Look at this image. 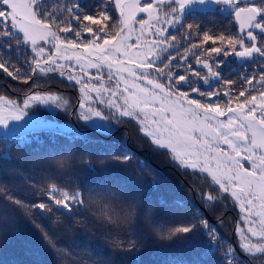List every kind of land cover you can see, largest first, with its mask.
<instances>
[{"label":"snow or ice","instance_id":"snow-or-ice-1","mask_svg":"<svg viewBox=\"0 0 264 264\" xmlns=\"http://www.w3.org/2000/svg\"><path fill=\"white\" fill-rule=\"evenodd\" d=\"M207 11L219 12L237 30L223 22L218 32L201 31L203 23L185 24L194 12ZM231 56L255 66L253 72L225 79L221 66L227 61L221 57ZM0 72L25 85L22 102L0 94L4 136L21 126L10 122L51 128L54 121L30 114L36 106L74 114L100 134L114 131L112 121L129 118L155 151L166 152L181 171L191 170L192 190L206 211L221 205L216 224L225 227L229 199L239 209L238 248L190 200L179 202L185 209L181 223L157 222L153 231L168 241L205 236L206 250L191 264H207L205 257L218 250V264H264V0H0ZM50 74L79 86L75 107L63 93L49 90ZM69 131L80 137L75 128ZM73 145L74 139L66 147ZM6 149L0 154V232L16 222L17 213L34 224L45 221L35 226L59 264H67L71 253L59 245L58 233L86 229L93 202L99 208L93 215L111 226L103 234L114 251L136 248L128 237L137 234L142 211L154 222L119 181L74 183L79 177L72 155L39 176L18 172L24 185L9 183L2 172L11 162ZM116 159L128 162L132 156L125 151ZM22 187L30 200L18 196ZM85 254L89 259L82 264H113L102 253H80L77 264Z\"/></svg>","mask_w":264,"mask_h":264},{"label":"trees","instance_id":"trees-1","mask_svg":"<svg viewBox=\"0 0 264 264\" xmlns=\"http://www.w3.org/2000/svg\"><path fill=\"white\" fill-rule=\"evenodd\" d=\"M86 2L91 3V0ZM221 22L229 25V21L224 20L219 12L207 11L194 12L185 24L203 23L205 27L201 31L218 32ZM229 27L233 32L237 30L234 24ZM208 46H212L211 43ZM221 59L227 61L221 66L225 79H237L241 72L251 74L255 67L243 64L235 56L221 57ZM196 67L203 71L198 65ZM50 77L49 90L69 92V99L75 107L78 97L75 86L70 87L69 84L72 83L59 77L58 74H50ZM41 83L43 84V81ZM24 89L25 85L19 81H13L0 72V94L21 99ZM104 111L107 115L108 110ZM58 115L63 117L61 114ZM72 117L74 118V115ZM121 119L126 123L117 124L116 121H112L115 125L114 131L106 134H100L85 127L84 122L76 123V130L80 133L79 138H75L72 132L39 128L16 136L6 137L0 134V154L7 150L6 146L10 147L11 152V162L2 169V172L7 174L6 179L9 183L24 185V181L17 175L18 172L39 176L45 169L55 170L57 161L62 157L72 155V170L79 177L78 181L74 178V183L99 184L105 181L113 183L119 181L135 193L137 203L143 205L144 210L152 213L154 222L149 224L142 211L137 234L128 237L137 241L136 248L127 250L126 247L123 251H114L107 242L109 237L103 234L109 232L111 226H104L98 216L93 215V212H98L99 208L95 202L91 203V210L87 213L86 229L75 226L71 231L62 230L58 233L59 245L71 253L64 258L67 264H77L75 258L80 253H91L93 257L102 253L106 257H111L113 264H169L173 260L191 264L192 260L200 257L206 250L208 241L205 236L190 234L188 240L168 241L160 238L153 228L157 222H163L167 227L181 223L180 217L185 211L183 207H178L181 201L190 200L204 211L207 219L213 224H216L221 205L217 204L214 212L206 211L205 205L192 190V177L189 175L191 170L181 171L170 163L168 154L164 151H155L149 141L139 133L134 121L129 118ZM26 134H28L27 137H25ZM73 139V148H67L66 146ZM125 151L132 156V159L128 162L118 161L116 157ZM85 161H91V166L85 167ZM138 161H143L144 166L140 167ZM26 192L27 188L22 187L18 196L30 200L31 198L25 195ZM226 203L228 208L225 213V227H220L218 224L216 226L220 233L238 248L234 226L240 216L239 209L233 206L230 199ZM83 215L77 216L76 219H81ZM42 223L46 222L39 219L35 221V224ZM35 224L23 214L17 213L16 222L4 226L3 232H0V264H59L57 257L48 249ZM79 259L82 264L89 257L85 254L79 256ZM205 259L207 264H218L220 251L218 250L215 256L205 257Z\"/></svg>","mask_w":264,"mask_h":264},{"label":"rangeland","instance_id":"rangeland-1","mask_svg":"<svg viewBox=\"0 0 264 264\" xmlns=\"http://www.w3.org/2000/svg\"><path fill=\"white\" fill-rule=\"evenodd\" d=\"M213 7H216V6H213ZM141 17H143V14H141ZM90 72H91L92 75H96L97 70L96 69H91ZM106 74H107V70L105 69L104 70V75L106 76ZM71 83H74V82H71ZM113 83H114V81H113ZM75 88L78 91V97L76 99V103H77L78 98H79V86H75ZM55 92H61L66 97L69 98V95H68L69 92H67V91L56 90ZM11 99L19 100V101L22 102L23 98L18 99V97H16V98H11ZM32 112H35L41 118H43V119H45L47 121H54L55 123H53L52 127L49 128V129H53V130L70 132L69 131L70 128H75L76 129V123L83 122V121L78 120L74 114H73L74 115V118H73L72 115L66 114L63 110L47 111V110H45V108L43 106L35 107L34 111H31L30 114ZM58 114L63 115V117L62 116L60 117ZM10 123H15V124L21 125V126L17 127L15 129V131L12 132L9 136H16V135L22 134V133H24L26 131H29V130L38 129L37 127L26 126L24 124V121L10 122ZM5 132H8V129L0 127V134L3 135ZM27 136H28V134L25 135V137H27Z\"/></svg>","mask_w":264,"mask_h":264}]
</instances>
